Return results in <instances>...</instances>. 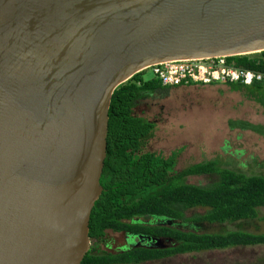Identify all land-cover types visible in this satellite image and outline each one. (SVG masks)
Listing matches in <instances>:
<instances>
[{
  "label": "water",
  "instance_id": "95a60500",
  "mask_svg": "<svg viewBox=\"0 0 264 264\" xmlns=\"http://www.w3.org/2000/svg\"><path fill=\"white\" fill-rule=\"evenodd\" d=\"M260 52L264 0H0V264L89 251L118 86L160 63Z\"/></svg>",
  "mask_w": 264,
  "mask_h": 264
},
{
  "label": "trees",
  "instance_id": "16d2710c",
  "mask_svg": "<svg viewBox=\"0 0 264 264\" xmlns=\"http://www.w3.org/2000/svg\"><path fill=\"white\" fill-rule=\"evenodd\" d=\"M229 57L228 63L264 75V52ZM140 72L114 90L108 110L106 157L100 177L102 193L94 203L88 236L93 242L80 264H143L177 255L225 250L235 247L264 246V234L243 231L204 233L182 230L179 223L224 224L255 218L264 208V177L244 175L218 166L216 161L194 164L175 170L178 151L167 158L145 152L154 125L133 110L139 101L169 90L158 80L144 79ZM226 85L245 91L261 104L264 82L250 86ZM230 127L264 134L246 122H231ZM216 174L218 181L207 187L186 184L189 176ZM205 212L185 218L187 210ZM144 220L145 222H143ZM168 222V223H164ZM105 231L140 237L138 244L118 253L98 252ZM161 241L162 247L155 245Z\"/></svg>",
  "mask_w": 264,
  "mask_h": 264
},
{
  "label": "rangeland",
  "instance_id": "374dc122",
  "mask_svg": "<svg viewBox=\"0 0 264 264\" xmlns=\"http://www.w3.org/2000/svg\"><path fill=\"white\" fill-rule=\"evenodd\" d=\"M143 77L151 79L153 76L145 71ZM133 113L154 125L144 151L164 158L178 151L177 171L216 161L221 168L264 177V134L230 127L231 122L242 121L264 130V97L260 104L245 91H233L226 83H193L141 100ZM217 181L216 174L189 176L184 180L186 184L200 187ZM204 212L201 208L187 210L185 218ZM177 227L200 234L231 231L264 234V208L258 209L255 218L236 223H199L191 228L189 224L179 223ZM105 232L104 240L97 245V253H118L127 249L130 242L142 245L147 241L127 237L124 233ZM143 264H264V246L190 253Z\"/></svg>",
  "mask_w": 264,
  "mask_h": 264
},
{
  "label": "built area",
  "instance_id": "2783aa9c",
  "mask_svg": "<svg viewBox=\"0 0 264 264\" xmlns=\"http://www.w3.org/2000/svg\"><path fill=\"white\" fill-rule=\"evenodd\" d=\"M229 57L170 61L156 64L142 72L150 71L152 78L164 87L175 88L193 83L214 84L230 83L250 86L264 82V75L237 68L228 63Z\"/></svg>",
  "mask_w": 264,
  "mask_h": 264
},
{
  "label": "flooded vegetation",
  "instance_id": "af4514ba",
  "mask_svg": "<svg viewBox=\"0 0 264 264\" xmlns=\"http://www.w3.org/2000/svg\"><path fill=\"white\" fill-rule=\"evenodd\" d=\"M127 237H135V236H130V235H127V234H125ZM133 244V245H132ZM137 245V243H133V242H130L129 243V246H128V248L127 249H125V250H123V251H126V250H128V249H130V248H132V247H134V246H136ZM138 246V245H137ZM123 251H120V252H123Z\"/></svg>",
  "mask_w": 264,
  "mask_h": 264
},
{
  "label": "bare ground",
  "instance_id": "6f19581e",
  "mask_svg": "<svg viewBox=\"0 0 264 264\" xmlns=\"http://www.w3.org/2000/svg\"><path fill=\"white\" fill-rule=\"evenodd\" d=\"M230 85V84H229Z\"/></svg>",
  "mask_w": 264,
  "mask_h": 264
}]
</instances>
